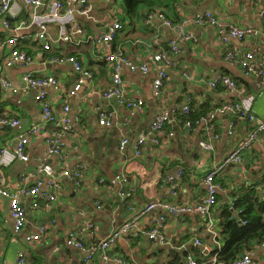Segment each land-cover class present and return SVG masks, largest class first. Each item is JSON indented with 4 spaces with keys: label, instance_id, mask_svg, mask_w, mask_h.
<instances>
[{
    "label": "crops",
    "instance_id": "1",
    "mask_svg": "<svg viewBox=\"0 0 264 264\" xmlns=\"http://www.w3.org/2000/svg\"><path fill=\"white\" fill-rule=\"evenodd\" d=\"M89 4L87 13L78 10L74 13L73 19L82 24L84 32H73L71 42L58 43L60 25L49 26L47 34L52 51H44L36 37L38 25L34 16L45 13L44 8L33 11L23 0H17L9 18L13 26L22 21L27 24L14 33L0 26V60L8 55L5 41L11 35L18 37L19 45L34 59L30 65L17 64L2 71L16 92L0 85V118L20 121L15 128L0 125V146L6 148L1 164L6 188L16 192L24 186L23 176H28L27 186L43 180L45 174L41 168L45 164L53 166L58 173L64 167L69 170L83 167L78 183L62 177L55 201H43L38 208H33L32 198H24L27 219L19 234L13 230L10 201L0 197V264H19L20 253L24 254L26 264H82L87 253L69 245L71 233L89 248L133 217H137V229L112 247L111 264H117L114 259L118 257L128 264H159L168 259L169 248L190 252L194 247L211 250L212 244L220 242L211 238L207 219L201 215H187L184 219L169 217L167 235L171 243L161 246L142 232L155 223L158 211L144 215L140 212L157 199L184 205L197 202L207 192L203 182L206 173L219 167L247 132L244 121L231 114L218 115L210 124L201 122L188 127L183 120L185 104L189 102L194 110L204 107L212 111L251 95L253 111L258 118H264V86L245 75L241 66L244 52L254 53L264 65V21L260 16L264 0H155L153 10L164 17L157 16L149 24L141 15L130 17L120 0H90ZM205 11L214 13L224 23L258 28L262 34L242 41L229 38L224 43L214 27L193 22L194 15ZM166 19L171 20V26L166 24ZM118 20L124 27L113 43V50L123 52L135 64L149 63L150 66L146 74L128 68L122 71L127 95L142 100L141 108H127L103 97V92L111 86L112 70L103 57L98 37ZM67 28L73 30L71 24ZM183 33L191 34L192 38L179 40ZM171 41L178 42L180 51L173 57L176 65L168 70L160 95H156L153 81L157 65L151 62V57L162 50L172 54ZM233 51L237 56L230 59L228 53ZM69 54L75 55L91 73L75 94L71 91L80 74L71 63L51 59ZM27 73H33L36 78L54 76L57 87L27 89L23 82ZM225 77L238 83L240 93L230 92L223 84V87L218 84V88L209 85L211 80ZM41 91H45L57 114L63 112L65 105L70 107L68 124H51L46 131L63 133L62 156H50L45 136L37 135L27 145L28 160L23 161L17 157V143L29 127L43 124L42 108L35 100ZM102 111L112 114L111 126L100 124ZM161 111L168 112L169 120L156 133L160 143L148 140L141 155H137L134 143L150 132ZM231 129L233 133H229ZM214 134L219 137L214 138ZM124 138L130 144L122 151L120 145ZM203 139L212 141V151L200 148L199 142ZM181 169L183 177L168 183L166 178ZM263 174L264 133L246 152L241 164L222 166L218 170L217 176L224 180L226 188L213 208L216 225L218 214L214 216V212L222 204H232L233 191L239 185L259 181ZM123 175L128 178L127 182L118 179ZM128 192H131L129 197L122 195ZM86 221L97 226L94 234L86 230ZM43 226L46 232L39 241L27 239L38 234ZM183 238L186 240L181 243ZM196 240L203 245H196ZM257 257L258 264H264V249L257 251ZM87 264H103V261L95 254Z\"/></svg>",
    "mask_w": 264,
    "mask_h": 264
},
{
    "label": "built area",
    "instance_id": "2",
    "mask_svg": "<svg viewBox=\"0 0 264 264\" xmlns=\"http://www.w3.org/2000/svg\"><path fill=\"white\" fill-rule=\"evenodd\" d=\"M17 0H0V26H2L6 31L14 33L24 27L27 23L22 21L21 23L13 26L12 21L9 18L10 13ZM24 4L28 6L33 11L37 9L44 8L45 13H38L34 16L35 21L38 25V33L36 35L37 39L42 42V49L44 51H52L53 45L52 41L48 36V29L52 23L60 25V32L56 39L58 43H68L73 40V32L82 33L84 32L82 24L73 19L74 13L78 10L80 13L85 14L88 11L90 0H23ZM163 18L162 14H149L145 19L147 24L151 23L155 17ZM261 18L264 21V9L260 13ZM193 22L200 25L212 26L216 29L219 39L226 43L229 38H236L238 40H245L247 38L258 37L262 34V31L254 27H240L231 23H224L221 21L214 13L210 11H205L202 13H197L193 17ZM166 24L168 26L172 25L171 20L166 19ZM71 24L72 31L68 30V25ZM123 23L121 21H115L108 30L98 37V41L101 42V49L104 59L110 64L112 70L111 86L103 92V97L109 100H115L119 104L127 108H141L143 105L142 100H135L129 97L126 93L125 80L122 75L124 68H128L130 71H140L143 74L149 72V63H142L140 65L135 64L130 60L124 53H116L113 50V43L116 40L119 32L123 29ZM192 38L191 34L183 33L179 40L185 41L186 39ZM6 46L9 48L8 55L0 60V85L3 87L16 92L12 89L10 81L2 76V71L4 68L12 67L17 64L23 66L30 65L34 59L33 56L28 54L18 43V37L15 35L8 36L6 38ZM170 48L172 54L169 51L162 50L152 55L151 62L157 65V76L153 81V89L156 95H160L164 82L168 79V70L175 66L174 55L179 53V46L177 41L170 42ZM237 56V52H229L228 57L234 59ZM51 59L55 62L64 63L69 62L73 65L75 71L80 74L77 79V83L74 86L71 94H75L81 87L83 80L91 76L89 70H87L81 61L73 55H55ZM242 70L245 75L254 77L259 81L258 85L264 86V65L256 58L252 52H244L242 55ZM23 82L26 88H45L48 86L57 87L58 80L54 76H46L36 78L33 73H27L23 76ZM218 84H223L228 87V90L233 93H240L238 83L228 77L219 79L217 81L211 80L209 85L212 88H216ZM35 100L40 103L42 108V125H33L29 127L20 137L17 143V157L23 161L28 160V154L26 152V147L29 144L32 137L37 135H44L45 141L48 146V154L50 156H62V137L63 133H49L47 127L53 124H60L64 122L68 124L69 122V111L70 107L68 105L64 106L63 112L57 114L53 108L50 101L47 99L45 91L39 92L35 96ZM253 101L254 97L251 95L244 96L241 99L220 105L210 112L207 117L202 118V120L196 121L195 124L201 122L212 123L218 115H228L239 116L248 122L249 128H247L246 134L239 140L238 144L231 151L228 156L223 160L219 167L209 170L203 178V182L206 186V195L198 199L197 202L193 204H175L166 200L157 199L148 203L143 210H141V215L154 213L158 211V216L155 223L152 224L145 230L143 234L146 235L150 240L158 243L161 246L170 245L171 241L167 235V220L169 217H179L184 219L187 215H201L207 219L208 231L215 237L216 223L212 217L213 208L217 204V196L223 191L221 183L216 181L217 172L222 166L227 165H239L244 161L245 154L250 150L256 142L261 138L264 133V118H258L253 111ZM191 104L188 102L183 108V115H188L191 111ZM169 120V114L167 111H161L154 119L151 130L146 133L134 143V149L137 155H141L143 147L148 142L152 141L154 144H159L160 139L156 135ZM99 122L104 126H111L112 114L106 111H102L99 114ZM20 121L16 118H0V125H8L15 128L19 125ZM193 123L186 121V125L191 127ZM229 133H233L232 129ZM217 134H214V138H218ZM128 138H124L120 145V150H124L129 145ZM199 146L203 150L212 151L214 145L211 140L203 139L199 142ZM6 153V148L0 146V197L7 198L10 201V213L14 219V233L19 234L25 224L27 219V209L25 205L24 198L30 196L32 198L31 206L33 208H38L43 201L53 202L56 200L57 192L62 187V177L70 178L78 183L82 176L83 167H76L73 170L68 168H62L58 173L57 170L50 164H45L42 166L41 171L45 174L43 180L35 182L32 186H27L26 181L28 176H23L21 182L24 186L19 188L16 192L10 191L6 188L4 184V174L2 164V157ZM177 174V175H176ZM175 175H169L166 180L168 183H174L180 180L184 175V170L181 169ZM123 183L128 181L126 176H118ZM258 189L264 197V183L258 186ZM123 196L129 197L131 192L122 193ZM137 217L126 221L121 226L114 228L110 231L104 238H102L97 244L86 248L83 242L79 241L75 233H71L68 239V243L71 246H76L83 249L87 254L82 260V264H87L90 259L95 254H98L103 261V264H111L112 258L110 256V251L112 247L117 243V241L136 231L137 229ZM86 230H89L92 234L97 230V226L86 221L84 223ZM46 227H40L38 234H33L27 237L29 241H39L41 237L45 234ZM196 245L202 246L201 241L196 240ZM209 249V248H204ZM259 249H264V242H261L258 247L250 250L249 252L242 255L239 259H236L233 264H258L257 251ZM117 264H128L123 258L114 259ZM187 264H197V261L190 255L187 257ZM19 264H26L24 254H19ZM210 264H224L219 263L216 257L209 259Z\"/></svg>",
    "mask_w": 264,
    "mask_h": 264
},
{
    "label": "trees",
    "instance_id": "3",
    "mask_svg": "<svg viewBox=\"0 0 264 264\" xmlns=\"http://www.w3.org/2000/svg\"><path fill=\"white\" fill-rule=\"evenodd\" d=\"M155 0H123V5L130 17L142 16L144 19L149 14H155ZM146 8L147 12H143ZM221 86V84H219ZM217 86V88L219 87ZM223 87V85H222ZM209 108L201 107L200 110L191 109L188 115L184 116V122L190 121L195 124L210 114ZM241 119L238 115L235 119ZM249 128L246 120L241 119ZM216 181L226 188L224 180L216 177ZM264 183V174L257 182L248 185H239L233 191L232 204H222L216 211L217 235L211 237L220 242L207 254L205 249L194 247L192 251L180 250L177 248L168 249V259L159 264H187V257L192 256L197 264H210L209 259L216 257L219 263L233 264L236 259L255 249L261 242H264V197L261 195L258 186ZM224 190V189H223ZM221 199L218 194L217 202ZM242 221V224L239 221ZM186 238L182 239V242Z\"/></svg>",
    "mask_w": 264,
    "mask_h": 264
},
{
    "label": "rangeland",
    "instance_id": "4",
    "mask_svg": "<svg viewBox=\"0 0 264 264\" xmlns=\"http://www.w3.org/2000/svg\"><path fill=\"white\" fill-rule=\"evenodd\" d=\"M120 1H121V3H123V0H120ZM118 2H119V1H118ZM217 203H218V202H217ZM217 205H218V204H217ZM215 215H216V211L214 212V216H215ZM211 246H212L211 250L214 249V248L216 247L215 244H212ZM161 262H163V261H161ZM161 262H160V263H161Z\"/></svg>",
    "mask_w": 264,
    "mask_h": 264
},
{
    "label": "water",
    "instance_id": "5",
    "mask_svg": "<svg viewBox=\"0 0 264 264\" xmlns=\"http://www.w3.org/2000/svg\"><path fill=\"white\" fill-rule=\"evenodd\" d=\"M239 223L242 224V221L240 220ZM205 251H206V254H207L210 250L209 249H205Z\"/></svg>",
    "mask_w": 264,
    "mask_h": 264
}]
</instances>
